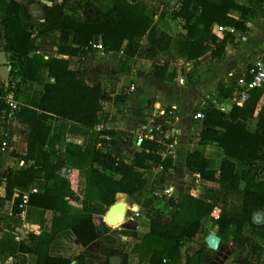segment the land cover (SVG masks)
Listing matches in <instances>:
<instances>
[{
    "label": "trees",
    "instance_id": "1",
    "mask_svg": "<svg viewBox=\"0 0 264 264\" xmlns=\"http://www.w3.org/2000/svg\"><path fill=\"white\" fill-rule=\"evenodd\" d=\"M165 2L168 10L164 18L179 24L184 37L173 38L165 32L158 35L154 16L147 14L141 0H57L42 4L41 11L46 31L58 41V55L81 57L90 51V43L99 38L105 53L117 55L122 50L125 61L138 56L159 59L173 55L196 64L207 53L213 58L220 57L226 44L233 40L228 32L219 40L211 32L214 25L245 34L254 14L250 7L236 0ZM254 3L263 5L264 0ZM230 12H235L237 19ZM28 21L30 16L24 4L0 0L2 50L11 66L6 83L11 85L20 80L13 90L15 100L19 92L28 96L21 85H42V91L31 92V97L14 114V119L27 127L28 135L26 152L19 157L24 165L0 173V186L5 192L0 199V218L12 225L0 233V262L10 258L25 262L27 255H33L35 264H71L70 260L49 256L55 237L69 231L83 249L74 264H84L87 248L97 240L96 224L92 214L82 213L73 204L84 200L98 202L104 206L105 210L100 212L103 215L115 199L124 201L125 196L133 197L145 187V175L152 164L166 168L169 164L162 161L159 153L163 146L157 142H141L130 163L105 153L101 148L115 143L116 134L112 130L92 133L87 147L69 139L60 147L61 158L51 159L45 147L53 121L68 122L86 130L105 123L101 114V86L88 85L85 73L71 70L66 61L45 60L38 53L39 35L34 34V26ZM123 43L126 44L121 49ZM147 78L171 82L175 73H168L166 66L153 64ZM236 90L235 84L218 85L217 99L229 98ZM6 93L0 92V112L7 110L1 99ZM263 94L264 86L249 91L246 99L232 106L228 113L216 110L213 101L196 109V113L203 115L196 143L217 147L223 158L219 167L213 169L201 152L188 153L185 167L189 180L185 191L176 198H159L148 193L138 202L142 208L151 210L148 232L131 247L139 264H207L216 254L205 243L210 233L203 226L207 218L214 220L219 247L231 241L254 257L255 264H264V102L258 109ZM124 99L121 95L114 97L115 102ZM80 174L84 179L81 196L76 192ZM37 179L44 181V190L31 193V185ZM197 181L207 188L204 197L192 194ZM15 191L19 192L16 197ZM21 193L28 194L29 206L52 213L49 231H16L22 227ZM259 212L262 222L254 223L253 216ZM164 216L168 221L163 220ZM119 234L136 237L133 231ZM197 236V247L185 249ZM244 264L252 263L244 261Z\"/></svg>",
    "mask_w": 264,
    "mask_h": 264
},
{
    "label": "crops",
    "instance_id": "2",
    "mask_svg": "<svg viewBox=\"0 0 264 264\" xmlns=\"http://www.w3.org/2000/svg\"><path fill=\"white\" fill-rule=\"evenodd\" d=\"M4 1L9 2L10 0ZM14 1L24 4L25 10L30 16V21L27 23L33 25L34 34L39 35L37 40L39 45L38 53L45 60L55 58L66 61L69 63L71 70L85 73V81L88 85L100 84L101 114L106 120L104 124L116 134L114 145L101 148L105 153L130 163L133 155L140 150V146L136 143V138L137 132L143 124L147 128L152 129L157 139L155 142L162 144L163 149L159 155L162 161L169 164L168 168L157 163L152 164L150 171L145 175V187L133 197L123 195L125 196L123 202H126L127 208L129 210L132 208L138 210L139 217L133 218V214L130 213L129 217L124 218L122 226L116 228L118 240L123 245L128 243V241L141 238L148 232V217L151 214V210L142 208L135 202L134 198L138 194L143 193V196H145L151 193L159 198L163 196L176 198L179 192L185 191L189 180V171L185 167V158L188 153L201 152L213 169L219 167L223 158L221 151L212 145L201 146L196 143V138L201 128L199 120H195L194 115L198 107L209 101H216L221 104L225 109L224 113H228L232 106L239 105L232 104L230 99L239 95L241 83L247 80L248 67L257 58L256 54L264 52V4L257 5L254 0H250V5L246 4L245 6L250 7L254 14L247 23V32L240 34L234 30V33L231 34L233 40L226 44L225 52L220 57L213 58L211 53H207L199 58L198 64H196L193 61L185 62L182 59L172 62L168 55L159 59L138 56L125 61L119 53L117 55H107L105 52L93 50L88 51L81 57L58 55L56 53L58 41L46 31L41 11L42 4L49 5L57 0ZM152 1L154 2L155 0ZM156 3L157 5L160 4L159 2ZM237 3L239 2L237 1ZM229 15L235 19L238 17L235 12H230ZM161 16V14H156L155 19ZM161 32H165L173 38L184 37L185 34L179 24L177 31L173 34L157 29L158 35ZM215 36L221 40L223 34L217 33ZM6 61L8 63L7 55ZM153 64L166 66L168 73L174 72L177 74L176 78L171 82H161L157 79L147 78V74L150 73ZM179 78H184L183 84H179ZM19 81L17 79L16 83H19ZM3 83L6 82L0 79L1 88ZM230 84L236 85L237 90L234 94L226 99H217V86L227 87ZM21 89H26L28 96L23 95V92H19L18 98L15 100L18 105L28 100L34 92H41L42 85L28 83L21 85ZM31 92L33 93L31 94ZM118 95L125 97L123 102L114 101V97ZM263 102L264 94L259 101L258 109ZM254 116H256V113ZM150 117L153 118L149 119ZM161 118H168V120L164 119V128L158 125L156 121V119ZM92 133H98L96 127L93 130H86L68 122L53 121L49 142L45 148L49 150L52 160H59L61 158L60 147L67 140L73 139L80 142L82 146L87 147L91 143ZM27 135L28 130L25 125L15 119L7 120L4 117V113L0 112V173L9 169L16 170L20 168L18 167L19 161H21L19 157L26 152ZM3 141L8 144L4 151L1 150V142ZM170 146L172 147L170 148ZM97 147H100V143L97 144ZM83 185L84 179L80 174L76 190L80 196ZM199 185L204 187L202 181H197L195 190ZM44 187V181L37 179L33 181L31 190H35V193L42 192ZM204 188L206 192L207 188ZM166 190L170 191V193L166 194ZM195 190H192V194L197 196L194 194V192H197ZM205 192L198 197H204ZM4 194V188L0 186V199L4 197ZM73 205L82 213L92 214L96 224L97 240L87 248L84 264H101L103 262L111 264L113 258H117L118 264H139L137 255L132 254L131 251L122 253V248L119 250L113 243H108V251L114 253L110 254L107 260L100 251L95 253L98 248L96 244L100 241L99 231H104L103 228L106 225L103 222L104 217L103 221L98 219L102 218L100 212L105 210L104 206L98 202L85 200L81 204ZM145 211H149L148 216L145 215L147 218H140L143 217ZM259 213L262 214L261 212ZM20 218L22 227L16 229L17 232L39 233L41 231H49L52 213L27 204L21 212ZM166 219L168 221L167 217ZM209 220L214 223L211 218L204 219V227H208L205 223H208ZM0 222L4 223L2 218H0ZM254 223L256 222L254 221ZM4 224V226H0L1 229L4 227L12 228L11 224ZM124 230L135 232L136 237L121 236L119 232ZM210 233L216 234V230ZM186 247H189V245H186ZM82 250L72 233L66 231L59 233L55 237L49 247V256L67 259L71 261V264H74L75 257ZM92 255L97 258L92 257ZM182 259H184V252L182 253ZM15 261L10 258L0 262V264H13ZM26 261L35 264L36 258L33 255H27Z\"/></svg>",
    "mask_w": 264,
    "mask_h": 264
},
{
    "label": "rangeland",
    "instance_id": "3",
    "mask_svg": "<svg viewBox=\"0 0 264 264\" xmlns=\"http://www.w3.org/2000/svg\"><path fill=\"white\" fill-rule=\"evenodd\" d=\"M155 1L159 2L160 4L157 5V3ZM155 1L153 2L152 0H141V2L146 6L147 14H149V13L153 14L154 21H155L154 23L157 26V29H159L160 31H164L165 30V31L169 32L170 34H173L175 31H177L178 24L176 22H170V21H168L167 18H164V14L168 10V7H166L165 4H164V3H166L165 0H155ZM237 1L239 3H241V4H243V5H246V4L250 5V3H251L250 0H237ZM156 14H161L162 16L160 18H158V19H155ZM125 44L126 43L122 44V49L124 48ZM142 44L144 46L146 43L143 41ZM263 54L264 53H260L259 52V53L256 54V56L257 57L258 56H262ZM168 57L171 58L172 62H175L177 60H181L180 58H177V57H175L173 55L172 56L168 55ZM176 75L177 74H175V78H176ZM198 106H200V105H198ZM164 119L168 120V118H164ZM164 119H162V118L161 119H156L158 125H160L162 128H164L163 127V123L165 121ZM249 127H250V129H252L253 125L250 124ZM192 190H195V188L192 189ZM195 191H197V192H194V194L197 195V196H200V195H202L205 192V188L202 185L201 186L199 185L198 188ZM144 197L145 196H143V193L138 194L134 198L136 200L135 202L138 203L140 200L142 201V199ZM115 202H116V200H115ZM128 206H129V204H128ZM105 213L102 215V218H98V219L103 221V217L105 216ZM144 213H143L144 214L143 217H140V218H147L146 216H148L149 211H145ZM163 220L164 221L167 220L166 216L163 217ZM254 221L256 223H259L260 221H262V214L257 213L256 215H254ZM122 224H120L119 226H122ZM205 224L208 226V227H205V228L207 230H209L210 232H214L215 230H217L214 227L213 221L211 222L209 220V222L205 223ZM4 225H5L4 223L0 222V226L1 227L4 226ZM116 228H118V227H110V226L105 225V227L103 228L104 231L103 230L99 231V237H100L99 239H100V241H99V243L96 244V246L98 245V248L95 250V253L100 251L102 253V256H105L106 260L109 258L110 254L114 253V252H112V253L109 252L108 249H107L109 247L110 243H113L116 246V248H118L119 250L122 248V251H121L122 253L123 252L128 253V251H131V246L133 244H135L136 242H138V240L140 239L139 238V239H136L134 241L133 240L132 241H128V243H124L122 245L121 241L118 240V237H117V234H116L117 233V229ZM245 233H248V228H246ZM104 240H105V242L107 244L105 242H103ZM198 240H199V236H197L194 239L193 243H191L189 245V248L197 247ZM215 252H216V254L214 255V257H212V258H210L208 260L207 264H244V261L245 262H251L252 264H255L254 257L252 258L251 256H248L247 251L243 247L238 246L237 244H235V243H233L231 241H229V242L223 244L222 246H220L218 248V250L215 251ZM92 257H95V256L92 255ZM95 258H97V257H95ZM101 264H105V263L103 262Z\"/></svg>",
    "mask_w": 264,
    "mask_h": 264
},
{
    "label": "built area",
    "instance_id": "4",
    "mask_svg": "<svg viewBox=\"0 0 264 264\" xmlns=\"http://www.w3.org/2000/svg\"><path fill=\"white\" fill-rule=\"evenodd\" d=\"M225 32H228L230 34L234 33L233 28H224L220 26H213L212 27V33L213 35L218 34H223ZM89 49L93 51H100L104 52L101 40L98 38L97 41L90 43ZM123 51L121 50L119 52V55H122ZM264 53V52H263ZM107 55H112V53L108 52L106 53ZM264 55V54H263ZM258 56L255 58L249 65L247 74L249 76V79L245 80L243 83H241L239 95L237 97H233L230 99V102L232 104H240L244 99H246L247 94L249 91L262 88L264 86V56ZM17 81V80H16ZM16 81H14L11 85H8L7 83H3V87H0V92H6L7 93L1 98L4 105L7 107V110L4 113V117L7 120H13L14 119V114L19 108L18 103L15 101L13 97V90L15 89V84ZM179 84L184 83V78H179L178 80ZM133 90V88H131ZM212 105L215 109L225 112V109L221 106V104L217 103L216 101L212 102ZM153 117H150L149 119H152ZM203 115L201 113H196L194 115L195 120L202 119ZM96 129L98 132L103 131V130H111L109 127L105 126L104 123H101L96 126ZM103 138V137H102ZM106 139V137H104ZM157 139L152 131V129H149L143 124L139 131L137 132V138H136V143L137 145H140L141 142L143 141H150V142H155ZM8 146L7 142L3 141L1 142V150L4 151L5 148ZM172 146H170L171 148ZM24 165L23 161H19L18 167H21ZM31 193H35V190H30ZM166 194H169L170 191L166 190ZM19 192L15 191L14 196H18ZM28 202V194L27 193H21V204L19 205V208L23 211V209L27 206ZM133 214V218H138L139 217V212L138 210L132 208L129 210V208H126V213L125 217H129V215ZM18 240V238H16ZM13 264H31L30 262H20V261H15Z\"/></svg>",
    "mask_w": 264,
    "mask_h": 264
},
{
    "label": "water",
    "instance_id": "5",
    "mask_svg": "<svg viewBox=\"0 0 264 264\" xmlns=\"http://www.w3.org/2000/svg\"><path fill=\"white\" fill-rule=\"evenodd\" d=\"M10 70L11 66L8 65L6 61V54L2 50V34L0 29V79L3 82L8 80ZM126 208V202H114V204H112L105 213L104 222L106 225L110 227H118L122 224L125 218ZM1 231L2 229L0 228V233ZM205 243L209 250L217 251L220 245V238L214 233H209L205 238ZM111 264H118L117 258H113L111 260Z\"/></svg>",
    "mask_w": 264,
    "mask_h": 264
}]
</instances>
